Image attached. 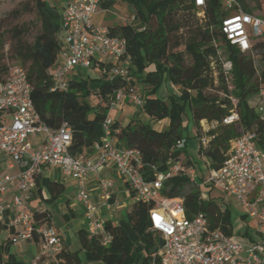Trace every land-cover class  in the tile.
I'll return each instance as SVG.
<instances>
[{
	"label": "built area",
	"instance_id": "built-area-1",
	"mask_svg": "<svg viewBox=\"0 0 264 264\" xmlns=\"http://www.w3.org/2000/svg\"><path fill=\"white\" fill-rule=\"evenodd\" d=\"M220 1L225 14L215 28L212 45L219 51L221 74L228 89L223 96L230 112L222 118L221 124L229 125L238 121L239 116L238 99L231 94L232 62L227 44L254 58L255 43L264 42V13H254L253 7L248 9L243 0ZM101 3L102 0H61L59 61L49 71L54 90L66 91L68 82L78 79L81 69H97L108 81L130 77L126 41L110 36L107 27L93 22ZM206 4L207 0H193L194 7L202 14ZM31 91L25 69L17 64L10 66L6 79L0 83V153L16 172L0 176V196L10 189L15 192L10 201H0V223L10 230L9 240L14 246L37 240L39 251L30 264H60L57 256L63 247L56 228L36 222L30 207L36 179L45 167H58L63 177L75 181V200L84 208L88 235L97 238L103 246L110 243L105 221L98 208L88 200V180L103 166L115 169L135 201L151 205L148 230L161 238L162 244L148 264H264V151L257 148L254 131L242 132L232 141L221 166L208 168L202 180L198 179L196 169L183 159H169L165 171H158L151 165L143 172L139 151L116 145L121 128L115 126L109 116L102 122L100 141L91 147L95 160L85 154H71L70 127L62 123L50 129L41 123L31 101ZM124 97L138 108L143 105L134 86L127 93L124 89L117 90L111 98L110 110ZM253 111L258 119L264 120L263 86L258 88ZM198 125V143L205 149L215 137L212 132L218 122L201 120ZM39 134L43 135V141L34 148L29 139ZM185 144L186 140H180L176 148L182 149ZM174 177H185L196 183L202 192H217L235 201L244 209L242 225L247 226L246 221L255 225L250 231L252 239H236L211 227L203 212L187 218L180 197L162 194L165 182ZM98 185L104 199L102 207L109 209L112 184L99 179Z\"/></svg>",
	"mask_w": 264,
	"mask_h": 264
},
{
	"label": "trees",
	"instance_id": "trees-1",
	"mask_svg": "<svg viewBox=\"0 0 264 264\" xmlns=\"http://www.w3.org/2000/svg\"><path fill=\"white\" fill-rule=\"evenodd\" d=\"M58 2L60 0H28L15 11L18 15L32 13L39 25L30 42L23 39L29 31L25 24L6 32L13 40L12 58L27 73L32 87L31 101L40 122L50 129H56L62 123L68 124L71 131V154H85L87 149L100 141L101 125L110 110L114 93L119 89L127 93L135 83L143 87L140 95L143 105L139 112L150 120L167 122L164 129L157 130L139 121L136 116L120 130L118 140L122 145L139 151L143 172H147L151 165L156 166L158 171H165L169 159L186 157L185 147L176 148L178 141H187L182 131V115L185 110L190 114L198 138V124L201 120L218 122L216 130L212 132L214 139L205 149L201 146L198 148L199 155L209 160V169L221 166L231 142L245 131L255 132V144L264 151V120L258 119L253 111L258 88L264 87V69L258 71L254 62L255 56H258L264 63L262 40L254 45V58L241 54L227 44L228 57L232 62L231 94L238 99L239 120L229 125L221 124L222 118L229 115L230 110L223 96L228 93V89L221 74L219 51L212 45L215 28L225 14L220 0H207L201 16L204 21L202 24L192 22L191 16L198 12L193 0H102V10L123 3L134 12L132 23L107 26L110 36L126 41L130 77L108 81L99 74L94 79L70 80L68 89L63 92L53 89L49 74L59 61ZM256 6L264 13V0H257ZM181 31L184 32V39L178 35ZM6 32L0 30V60ZM7 75L8 68L0 70V83ZM166 82L175 85L177 93L167 92L162 98L157 94ZM90 88L106 104L103 109L89 103ZM186 163L194 167L197 165L192 159ZM198 177L199 180L203 179L201 175ZM50 188L53 199L60 194L62 187L52 182ZM162 194L180 197L187 218L203 212L211 227L219 228L236 239L251 240L247 226L235 229L231 208L226 206L221 209L215 197L210 193L203 194L197 184L189 182L187 178L169 179L164 184ZM150 209L151 205L134 201L126 212V221L134 230L140 246H133L128 233L121 226L107 221L105 228L111 236L107 246H103L97 238L90 237L87 231L80 230L77 233L80 250L70 252L62 247L57 256L60 264H133L137 257H142V264H148L155 254L150 251L158 239L148 230ZM32 215L36 222L52 225L47 211H34ZM241 219L244 220V217ZM3 228L0 223V231ZM2 254L0 245V264H4Z\"/></svg>",
	"mask_w": 264,
	"mask_h": 264
},
{
	"label": "crops",
	"instance_id": "crops-1",
	"mask_svg": "<svg viewBox=\"0 0 264 264\" xmlns=\"http://www.w3.org/2000/svg\"><path fill=\"white\" fill-rule=\"evenodd\" d=\"M61 3V0H60ZM94 22V21H93ZM95 24V23H94ZM97 25V24H96ZM109 61V60H107ZM97 70V69H96ZM99 74V72H98ZM138 107L135 106L128 97H124L116 107L121 113L127 112L131 115V119H134L136 115H138L137 119L140 117L146 116L141 111L137 114ZM140 109V108H139ZM109 116V114H107ZM110 117V116H109ZM111 118V117H110ZM121 129L124 128L127 124L122 122L120 119L111 118ZM130 119V120H131ZM129 120V121H130ZM140 121V120H139ZM193 143H191V149H189V153L186 150V157L188 159H193L190 154L198 153L199 143L197 137V131L195 129V135L193 137ZM42 142V141H41ZM32 145L34 148H38L39 144ZM188 141H186L185 149ZM116 145L121 148H125L122 143L117 140ZM85 155L87 158L91 160H95V153L92 149H87L85 151ZM186 157L182 156V159H186ZM2 162H5L4 168L2 167ZM210 164V163H208ZM208 166V165H207ZM203 170H206V174H201L202 178L207 175V168L203 167ZM201 171V173L203 172ZM16 172L15 168H10L7 159L3 154L0 153V176L6 173L13 174ZM200 176V173H199ZM103 179L112 184L111 189V199L109 200L110 208L106 209L102 207L104 202L102 193L100 191L98 180ZM58 183L61 185L60 194L55 196L52 199V192L50 188V183ZM60 189V188H59ZM88 189V200L90 203L95 205L99 210V215L103 218L105 222H111L113 225L121 226L127 233L128 227L123 223V218L121 215V210L125 207L123 203L118 200L119 194H124L125 197H129L132 203L135 201L131 191L129 190L126 182L121 179L115 169L112 166H103L97 170V172L91 174L90 179L87 184ZM14 189H10L3 196H0V201H10L13 194ZM217 194L221 199L225 200L228 204H231V207H236L231 203V199L226 198L225 196L217 193L211 192L210 195L214 196ZM63 195H67L66 199ZM76 195V184L75 181L68 177H63L60 173L58 167H45L41 175L36 179V186L32 192V198L30 201V207L32 212L34 211H47L49 213L51 224L56 228L59 232L62 240L63 247L70 252H78L80 250V245L77 239V233L80 230H85L87 228L86 220L83 216L84 208L81 204L77 203L75 200ZM216 195V197H217ZM229 207V206H227ZM230 208V207H229ZM232 209V208H231ZM117 211L120 213L118 214ZM243 215H237L235 218V229L239 230L243 228L242 221H244ZM70 234V237H69ZM129 235V234H128ZM71 236L75 238L78 246L74 249L71 248ZM130 237V236H129ZM250 237L252 239V234L250 232ZM10 230L5 226L0 231V245L2 246V260L4 264H30V261L33 257L38 254L39 247L37 240H29L24 241L16 246L10 243ZM140 246V243L139 245ZM70 247V248H69ZM84 264H93V263H85ZM96 264V263H94ZM100 264V263H97ZM133 264H142V257H137Z\"/></svg>",
	"mask_w": 264,
	"mask_h": 264
},
{
	"label": "rangeland",
	"instance_id": "rangeland-1",
	"mask_svg": "<svg viewBox=\"0 0 264 264\" xmlns=\"http://www.w3.org/2000/svg\"><path fill=\"white\" fill-rule=\"evenodd\" d=\"M28 0H0V30L1 31H9L11 30L13 27L15 26H21L23 24H25V26L29 27V31L23 36V39L27 42H30L33 38V36L37 33L38 29H39V25L36 23L34 15L32 13H28V14H20L18 15L17 13H15L16 10L20 9V7L25 4ZM55 1V0H53ZM244 5L257 14H262V12L257 8V0H243ZM59 3V2H58ZM60 3L58 5V7L60 8ZM134 12L130 7H127L125 4L123 3H116L111 9L109 10H102L100 9L98 11L97 14H95V16L93 17V21L95 24H97L98 26L101 27H107V26H113V25H124V24H130L132 23V16H133ZM202 13L197 12L195 15L191 16L192 22H196L198 24H202L204 21L201 19ZM260 17H262L260 15ZM192 23V24H193ZM182 33V34H181ZM184 32H180L178 35L179 37H181V39H184ZM4 45L2 48V58L0 60V70L1 69H7L10 66H12L13 64H17L18 63L12 58V52H11V44H12V38L10 37L9 33H5L4 36ZM261 57H256L254 59V62L256 64L257 70H263L264 69V63H262L260 61ZM79 77L78 79H85V80H89V79H94L98 77V71L96 69L93 68H89V69H81L79 72ZM135 88L138 91V94L141 95V92H143L142 90V86L139 83H135L134 84ZM91 89V88H90ZM170 94H176L177 93V89L175 87V85H173L170 82H166L163 84L162 89L160 90V93H158V96H161L162 98L164 96H166L168 93ZM89 103L92 106H97L100 109H103L106 104L104 102H101L98 95L91 89L90 94H89ZM137 114L139 113V108L136 109ZM127 112L121 113L118 110H116V108L109 110L107 114H109V116L113 119H120L122 120V122H125V124H127L129 122V120L131 119V115ZM138 117V115H136ZM139 120L143 123L146 124H150L152 125L155 129L157 130H162L167 126V122L166 121H155V120H150L147 116H143L140 117ZM182 131H183V136L187 138V145H186V150L189 153V149H191V143H193V137L195 135V127L193 126V123L190 119V114L188 112V110H185L183 115H182ZM43 141V135L39 134L35 137H31L29 139V142L32 145H35L39 142ZM192 154V160L196 162V167H194L197 171V174L200 175L206 174V170H203V167H207V165H209L208 163L209 160H207L206 158H203L199 155V153H193V151L190 153ZM188 160V157H187ZM187 160L185 162H187ZM5 162H2V167L4 168ZM203 170V172L201 173V171ZM203 194H205L206 192H202ZM215 194L212 197H215V201L216 203H218L219 205H221V209H223L226 206H229L230 208H232V213L234 216V221L237 215H243L244 214V209L242 207L239 206H232L231 204H228L227 202H225V200L221 199L220 196ZM67 195H63L62 198L65 197L66 199ZM118 200L124 204V208L121 210V217L123 218V223L124 225L126 224L127 226L129 225L126 221V212L129 210L130 205L132 204V201L130 200L129 197H125L124 194H119L118 195ZM231 203H233L234 205H237L235 203V201L231 200ZM117 213L119 214L120 212L117 211ZM247 223V227L249 229V231H253L255 225L252 221H246ZM128 231H129V236L130 239L133 243L134 247H137L139 245V240L136 237V234L134 232V230L132 229V227L129 225L128 227ZM70 237V234H69ZM71 248H75L78 246L77 241L75 240L74 237L71 236ZM70 248V247H69ZM94 264V263H93ZM97 264V263H96Z\"/></svg>",
	"mask_w": 264,
	"mask_h": 264
},
{
	"label": "water",
	"instance_id": "water-1",
	"mask_svg": "<svg viewBox=\"0 0 264 264\" xmlns=\"http://www.w3.org/2000/svg\"><path fill=\"white\" fill-rule=\"evenodd\" d=\"M161 244H162V239L161 238H158L156 244L154 245V247L152 248V250L150 251V253L151 254L156 253L158 251V249L160 248Z\"/></svg>",
	"mask_w": 264,
	"mask_h": 264
}]
</instances>
